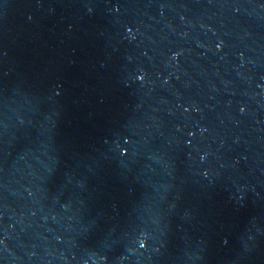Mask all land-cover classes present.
<instances>
[{
  "label": "water",
  "instance_id": "1",
  "mask_svg": "<svg viewBox=\"0 0 264 264\" xmlns=\"http://www.w3.org/2000/svg\"><path fill=\"white\" fill-rule=\"evenodd\" d=\"M0 264H264V0H0Z\"/></svg>",
  "mask_w": 264,
  "mask_h": 264
}]
</instances>
